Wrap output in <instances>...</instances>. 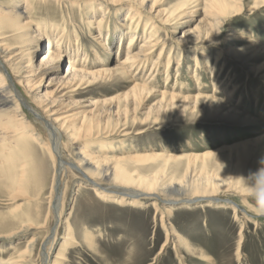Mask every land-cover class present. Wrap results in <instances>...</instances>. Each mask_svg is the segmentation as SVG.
Here are the masks:
<instances>
[{"label":"rangeland","instance_id":"obj_1","mask_svg":"<svg viewBox=\"0 0 264 264\" xmlns=\"http://www.w3.org/2000/svg\"><path fill=\"white\" fill-rule=\"evenodd\" d=\"M62 1L58 3L55 0H48L47 4L42 3L40 10L37 9L32 13L33 21L36 22L33 25L34 29H38V33L44 36L46 27L66 26L67 30L75 34L72 36L74 45L78 41L81 48L84 45L88 47V50L97 48L99 45L95 42L99 43L101 40H96L94 37L98 34L96 27L89 32L88 26L92 17L94 21H99L102 14L101 8L92 5L91 0H76L74 1L76 5L70 4L72 0ZM184 1L159 0V9L170 12ZM238 4L242 12L229 21L226 20L225 28L219 34L221 37L219 35L216 37L218 45H213L203 38L202 40L189 39L186 44L178 45L176 41L181 40L182 32L187 27L179 29L176 34L170 32L165 35L159 32V36H162L167 45V54H172L175 58L171 63L170 86L173 87L178 80L180 85L177 84V86L186 85L184 88H189L187 91L190 95L202 90L203 94L212 95L216 99L215 102L204 101L198 106L199 109L194 110L195 112L189 110L190 113L185 114L169 112L158 114L162 110L161 98L152 97L145 108L139 111L136 120H127L118 126L111 122L103 126V131L100 133L94 131L92 133L94 137L83 141L84 145H93V150L97 152L126 156L129 152L137 154L158 151L177 154L202 153L205 150H216L224 145H237L244 140H251L245 146L237 145L231 151L221 152L218 158L212 157L204 162L195 163L192 181L206 187L210 185L208 177L212 178L214 184L217 182L213 178L219 177L236 186L230 185L228 188L222 187L217 192L214 191L213 197L217 198L215 201L197 198L210 195L207 191L196 195L181 193L182 201L175 203L171 208L172 216L169 222L174 225L180 235L189 238L195 251L191 254L177 252L172 244L162 249L166 241V232L162 229L161 217L156 213L155 205L159 201L156 197L144 196L140 200L144 203L143 206L105 204L98 199L93 184L83 182L84 178L75 168L77 155L74 146L64 137L62 141L53 140L57 143L58 153L65 164L56 195L64 192L62 211L65 218L76 226L74 227L79 239H81L79 227H88L90 231H93L97 242L93 251L84 246L80 250L74 248L71 251L70 264H182L183 260L186 264H264V216L256 214L255 197L252 194L257 180L256 174L264 167V53L254 52L252 49L245 52L240 49L248 46V43H242L243 46H241V43L231 42L232 33L235 30L258 39L264 44V0H240ZM110 15L112 23L120 19L125 33L130 24L126 13L119 16L115 13ZM201 16L194 18L193 25L198 24ZM147 17L150 16L147 15ZM154 20L151 19L152 22ZM75 25L78 28L74 29ZM140 32L143 33V28ZM91 34L93 35L88 38ZM122 34L123 32L113 33V38H110L117 42L116 36H122ZM127 37L124 38L123 47L128 45ZM91 40L95 41V44H92ZM144 40V37L140 39L139 45H142ZM18 42V39L11 38L8 43ZM114 47L117 50V45H112L113 54ZM41 55H44L42 51ZM72 56L70 52L71 58L64 60L60 73L57 75L58 79L66 74L65 71L67 65L71 63ZM219 56L222 59L217 63ZM196 57L198 60L195 59ZM122 58L123 54L117 60L114 58V62L110 63L111 66ZM179 62L181 63L180 72L176 70ZM148 73L149 71H146L143 74V81ZM195 73L196 77L193 78ZM161 76L163 80L164 74ZM213 79H216L218 84L228 86L229 90L237 89L229 103L232 108L237 109L236 113L228 112L223 90L218 93L213 92L215 86L212 84ZM199 81L201 83H198ZM46 84L47 82L43 86ZM129 88L130 86L125 83L121 84V87H115L110 83L94 85L89 93L84 92L78 97L84 104L81 111L84 114L90 113L93 109L86 108L89 103L96 100H108L109 97L119 92L123 93ZM101 109H98V112ZM149 111L152 113L146 120L143 113ZM38 130L42 136H45L46 130L42 125L38 126ZM97 134L99 137L96 136ZM258 138L261 139L255 140ZM32 153L35 159L32 164L38 170L37 176L32 179L34 182L31 180L32 193L25 196L22 192V198L13 202L14 193L7 192L0 186V237L7 236V231L15 226L18 227L12 222L16 212L20 214L31 210L30 213L33 214L37 207L42 217L39 220L45 230L23 232L15 239L0 238V259L3 255L5 258L9 257V254L17 247L25 249L33 238L43 241L42 244H40L41 241L36 243V256L40 251L47 253L49 250L47 238L50 234L66 235L65 224L59 222L58 212L52 209L53 206L51 207L49 201L53 179L57 172L54 159L46 148L43 149L37 145L34 146ZM186 168V162L179 160L167 169L165 177L181 179ZM142 173L150 175L151 171L149 168H144ZM244 193L246 195H243ZM225 203H232L239 208V219H235L234 208ZM105 220H109L110 223L98 225ZM113 229L115 232L112 231ZM241 231H243L242 235ZM60 241L62 242L58 240ZM57 247L54 253L57 252ZM202 256L212 259V263L203 262ZM36 261L38 262V258Z\"/></svg>","mask_w":264,"mask_h":264},{"label":"bare ground","instance_id":"obj_2","mask_svg":"<svg viewBox=\"0 0 264 264\" xmlns=\"http://www.w3.org/2000/svg\"><path fill=\"white\" fill-rule=\"evenodd\" d=\"M8 1L0 0V186L7 192L14 193L13 202L22 198V192L25 196L32 193L31 182H34L32 179L38 174V170L32 164L35 161L32 151L36 145L43 149L46 148L54 159L57 171L49 201L51 207L53 206L52 209L58 212L59 222L65 224L66 235L50 234L47 238L49 250L47 253L40 251L38 256H36L35 247L36 243L41 240L33 238L25 249L17 247L9 254V257L5 258L3 255L0 264H70L71 251L74 248L80 250L84 246L91 251L95 250L97 242L93 231H90L88 227H79L81 231V239H79L76 226L74 227L65 218L62 211L64 192L56 195L58 183L64 174L65 164L58 153V145L53 140L62 141L64 137L74 146L77 155L75 168L84 178L83 182L93 184L98 199L105 204L143 206L144 203L140 200L144 196L156 197L159 199L158 203L163 202V204L156 203L155 205L156 213L161 217L162 229L166 232V241L162 249L172 244L177 252L189 254L194 252L189 238L180 235L174 225L169 222L172 216L171 208L175 203L182 201L181 193L196 195L207 191L210 195L197 198L208 199L207 201L217 200L213 197L214 191L217 192L222 187L228 188L234 184L219 177L213 178L217 184H214L212 178L208 177L210 185L206 187L192 181L195 163L204 162L212 157L218 158L221 152L231 151L237 145L245 146L251 140H244L237 145H224L216 150H205L202 153L177 154L158 151L137 154L129 152L126 156L97 152L93 150V145H84L83 141L94 137L92 136L94 131L96 133L103 131V126L111 122L118 126L127 120H136L139 111L145 108L152 97L161 98L162 110L160 109L158 114L168 112L185 114L189 110L199 109L198 106L204 101L215 102L216 99L212 95L203 94L202 90L190 95L187 91L189 88H184L186 85L177 86L180 83L178 80L173 87L170 86L171 63L175 58L171 52V55L167 54V45L162 36H159V32L165 35L170 32L176 34L179 29L187 27L182 32L181 40L176 39L178 45L186 44L189 39L193 38L200 40L203 38L213 45H218L216 37L222 33L226 22L242 12L238 4L240 0H185L170 12L159 9V0H91L92 5L101 8L102 14L99 21H94L92 17L88 26L89 32L96 27L98 34L94 37L96 40H101L99 43L91 40L92 44L96 43L99 46L90 48V50L85 45L81 48L78 41L74 45L72 36L75 34L67 30L66 26L46 27L44 36L38 33V29H34L33 25L36 22L33 21L32 13L36 12L42 3L47 4L48 0ZM55 1L63 2L62 0ZM74 1L76 0H72L70 4L76 5ZM112 13L116 16L126 13L130 24L125 33L120 19L112 23L110 15ZM199 16L201 18L198 24L193 25L194 18ZM151 19H155L154 22ZM76 28L78 27L75 25L74 29ZM141 28H143V33L140 32ZM120 32H123L122 36H116L118 41L114 42L112 34ZM232 34L231 42L248 43V46L240 50L252 49L254 52L264 53V44L258 39L235 30ZM142 36L145 40L142 45H139ZM126 37L128 45L123 47ZM11 38L18 39L19 42L8 43ZM115 44L117 50L114 47L113 54L112 45ZM41 51L44 55H41ZM70 52L73 55L71 63L67 65L66 74L58 79L57 75L60 73L64 60L71 58L69 57ZM121 54H123L122 60L111 66L110 63L114 62V58L117 60ZM195 59L198 60L197 57ZM221 59L219 56L217 63ZM180 65L179 62L176 69L178 72L181 71L179 70ZM146 71L149 73L143 81V74ZM214 72L217 71L214 70ZM163 74L162 80L161 75ZM192 77H196V73ZM45 82L47 84L43 86ZM107 83L115 87H121V84L125 83L130 88L123 93L119 92L109 97L108 100H96L89 103L86 108L93 110L84 114L81 111L84 108L83 101L78 97L84 92L89 93L94 85ZM218 83L216 79L212 80V84H215L213 92L218 93L223 90L228 112L236 113L237 109L232 108L229 103L237 89L229 90L228 86ZM100 108L102 109L98 112ZM151 113L152 111L143 113L146 120L149 119ZM39 125L45 128V136L39 133ZM96 136L99 137L98 134ZM259 139L261 138L255 140ZM179 160L185 161L187 165L183 177L181 179L165 177L167 169ZM144 168H149L151 174H141ZM168 181L171 182L168 183ZM225 204L234 208L235 219H239V208L232 203ZM30 212L20 214L16 212L12 217V222L18 227L15 226L7 231V236L0 238L15 239L23 232L45 230L39 220L42 218L40 209L37 207L33 214ZM103 223L107 224L110 221H101L98 225H103ZM112 231L115 232L114 229ZM242 234L243 231H241ZM56 247L58 249L54 253ZM35 257L38 258V262ZM202 258L203 262L212 263V259L206 256ZM182 264H186L185 260Z\"/></svg>","mask_w":264,"mask_h":264},{"label":"clouds","instance_id":"obj_3","mask_svg":"<svg viewBox=\"0 0 264 264\" xmlns=\"http://www.w3.org/2000/svg\"><path fill=\"white\" fill-rule=\"evenodd\" d=\"M257 180L255 188L253 190V196L255 197V211L257 215H264V167H262L258 174H256Z\"/></svg>","mask_w":264,"mask_h":264}]
</instances>
